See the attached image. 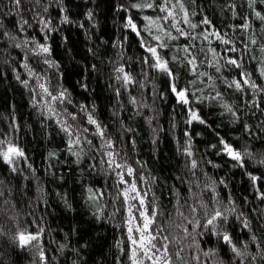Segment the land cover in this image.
<instances>
[{
    "label": "trees",
    "instance_id": "trees-1",
    "mask_svg": "<svg viewBox=\"0 0 264 264\" xmlns=\"http://www.w3.org/2000/svg\"><path fill=\"white\" fill-rule=\"evenodd\" d=\"M73 1L40 0V4L37 5L35 0H22V7L19 12L12 7L9 0H3L2 2L3 11L0 12V19H2L4 27L0 28V139L18 146L24 152V156L17 158L13 165L6 164L0 159V264H64L61 247L57 242L59 241V238H57L58 230H61L62 222H60L49 203V194L47 189L44 188V175L36 171L26 157L25 152L32 157V150L29 148L31 144L34 145L35 150L41 151V154L43 153L49 158L56 173L69 179L82 214L87 219V250L93 264H113L114 255L118 252L127 258L129 247L126 229L127 214L125 207L122 206V199L118 198L121 185L117 183L119 178L115 172L106 163H100L102 159H105L103 152L107 149L103 148L101 138L92 134L95 132V128L86 123L89 106L84 102L78 103L74 108L70 103L67 104L69 113L77 116L76 121H72L69 117L70 123L73 126L88 127L89 133H82V137L86 135L93 142L92 145L81 144L82 151L76 148L82 158V164L75 173L71 166L61 158L59 152L48 147L45 143L47 140L43 125L45 124L43 123L46 120L45 118L54 124H60L48 113L45 104H41L36 90L33 91L21 79L23 55L18 52V49L25 48V45H23L25 41H28V45L39 43L38 39L29 33L31 25H40L37 23L38 18L35 12H39L46 19L49 18L48 14L43 12L45 6H48V13L53 9L61 10L64 8V12L73 13V10L67 8L69 3ZM126 2L129 4L132 0H88V7L81 10V17L84 18V11L89 8L92 13L90 10L86 12L87 18H89V13L95 16L100 29L107 23L110 24L111 36L108 40L101 37L100 31L98 32L91 27V23L87 22L85 25L76 23L75 25V28L82 35L85 49L93 55L90 58L88 69L89 78L91 79L89 89L96 91L98 94L105 114V118H98L96 119L97 122L104 128L105 137L113 141L114 151L120 154L117 159L119 160L122 157L121 162L127 163L135 170L134 175L136 178L141 176L145 178L151 202L157 208L158 213H162V215L158 214L157 217L170 232H173L176 224L179 223V215L171 214L176 211L181 200L177 185L158 153L160 149L159 140H156L158 133L163 134L167 139L174 162L175 176L179 181L185 183L188 190L199 194L197 192L199 186L216 187L217 195H226V202L230 200L233 204L236 215L228 217V224L234 229L228 234L232 237L233 244L244 255L237 257L231 251V246L228 245L229 263L227 264H246V259H244V256L247 255L246 249L240 242L236 243L235 241V236L240 234L247 241H250L251 251L257 260L256 264H264V258H262L264 257V243L255 228L256 225L264 232V199H261L263 193L259 189L251 191L248 186L240 189L236 184V176L238 179L239 177L245 178V175L249 178L263 175L264 181V163H262L264 161V110L258 107L257 99L253 98L251 102L259 110L254 115L244 118L239 125L240 128L233 127L234 124L232 125L230 122L229 124L232 127L228 123L224 127L212 125L211 120L208 119L209 115H204L205 112H203L206 119H204L205 123L196 124L194 127L195 132L186 138L182 130L176 127L174 103L163 101L156 94L160 84L159 78L154 72L149 71L147 63L144 62V55L137 54L133 57L134 64L137 65V68L133 69L131 61L119 52L122 39L127 32L123 27V25H126L127 17L125 13ZM203 2L209 6L212 17L218 22V25H221L223 21L230 20L236 21L238 25L246 23L245 17L235 10L231 0H203ZM256 2L264 10V2L262 0H256ZM50 3L52 4L50 5ZM66 4L68 5L66 6ZM111 4H113V7L110 12L109 6ZM30 8H34L35 12L27 11ZM105 9L110 13L109 19L106 20L101 16ZM22 19H27L28 25H24L21 31L17 25L22 22ZM8 21L12 25L9 26ZM205 29L212 30L207 25ZM5 31L14 35L16 37L15 41L4 36L3 32ZM19 31L24 33L25 39L19 37ZM188 31H191V29H188ZM236 37V47L240 51L234 53L235 57L242 55V60L254 64L261 72V69L264 68V63H261L264 60V53L260 52L262 45L258 42L255 45L251 44V39L256 41L257 39L250 30L244 32L236 28ZM225 38L234 43L229 33ZM174 42L177 46L188 43L183 38ZM16 43H20L21 47H15L14 44ZM195 43L198 47L204 48L205 51L212 48L208 42L203 40L202 36ZM47 46L49 47V45ZM109 50H112V53ZM177 55L182 57L184 54L177 52ZM200 56L202 58L203 54L201 53ZM51 58L50 60L39 59L40 62L33 68L39 75H42H40L42 77L41 81L49 91H54L59 88L58 86L61 87L62 80L59 63L54 57L51 56ZM208 59H212L211 53H208ZM45 61L49 63H45ZM115 61L118 62L119 67H123L138 82L137 88L134 91H129L126 98L130 100L136 109L145 142L149 143L150 146L154 144L153 147L151 146V153L152 148L154 149L153 161L149 152H144L138 148L136 137L130 131L128 132L127 126L119 117V108L115 102V91L112 88ZM220 65L222 66L221 63ZM199 71L213 76V80H209L207 76L197 78L191 75L186 68L184 81L189 86L191 101L217 106L232 89L228 88L225 83V80L230 82L233 79L232 75L223 66L221 72L216 73L215 68L208 67L207 64L200 67ZM3 74L7 75V79L4 81L1 80ZM147 87L151 90V95L150 91H147ZM143 88L145 89L143 90ZM217 92L221 96L212 99ZM192 93H195V96L191 95ZM35 94L38 97L36 99ZM121 96L125 97V93H121ZM197 97L202 99L197 100ZM45 99L48 100V97L45 96ZM133 100L135 103H133ZM25 103L26 106H24ZM235 128L239 131L234 132ZM251 134L258 136V140H255ZM227 138L236 145L237 150L250 154L244 155L241 162L243 166H241V163L236 162L237 165L234 169H229L224 165L226 162L220 159L217 151V140H228ZM212 145H216V147H212ZM188 149L192 152L191 157L186 155ZM192 160H195L198 164L197 169L194 170V175L189 170ZM13 167L15 171L12 170ZM116 171H123V169ZM93 175H96L101 183L93 196L98 204L97 215L94 217L88 213L85 205L87 192L85 184ZM125 178L131 179L127 175H125ZM204 178L211 185L204 184ZM249 180L251 178H247V181ZM220 181H223V183H220ZM137 183L141 186L144 182L141 183L137 179ZM57 195L62 202H66L65 190ZM97 218L99 220H96ZM244 221H247L248 227H245ZM221 222L218 230L220 233L224 232L223 228L228 227L224 226L223 223L221 224ZM235 231L238 232L236 235ZM21 232L39 234V241H32L22 247L18 239ZM253 236L256 237L255 241L252 240ZM41 250L45 256L44 261L40 260L39 253ZM209 252L211 253L213 250ZM208 258L211 259V263L218 264L212 259V256ZM217 259L220 260L219 256H217Z\"/></svg>",
    "mask_w": 264,
    "mask_h": 264
},
{
    "label": "rangeland",
    "instance_id": "rangeland-1",
    "mask_svg": "<svg viewBox=\"0 0 264 264\" xmlns=\"http://www.w3.org/2000/svg\"><path fill=\"white\" fill-rule=\"evenodd\" d=\"M233 3V6L235 10L243 17H245V21L250 24V31L253 33V35L256 37L257 42L260 45H264V22L261 21L257 16L256 12H260L261 15H264V10L260 6L259 3L253 4L251 7H249V0H231ZM3 0H0V7H2ZM52 3H50L51 5ZM68 4H66L67 6ZM128 2L125 3V8L127 7ZM65 6V7H66ZM88 7V0H74L72 3H69L67 8L69 10H73V13L68 12H62L60 9L56 10H50L48 14V18L51 20L50 27L53 29L50 32H47V38H46V31L42 30V26H35L31 25L29 29V33L31 35H34L38 40L40 44H45L46 46L49 45L50 53L49 55H36L33 51L35 49V44L25 46V48H21L22 50L18 49V52L22 53L23 60H22V70L21 73V79L23 81H27V85H29L33 91L36 90V93L39 95V99L41 104H45V108L47 110V100L45 99L43 91L39 88V84L42 83L41 76L34 70L33 67L36 66L37 63H39V59H49L54 57L59 63V70H60V77H61V87L56 90H52L53 94H59L60 92H65L67 99L63 104L54 102L52 104V107L56 109L57 115H52L56 121L57 119L66 120L67 123L71 124L69 121V108L68 105L70 102V105L74 108L78 103L84 102L86 103L88 108V114L93 115L95 119H103L105 118V114L102 110V106L98 97V94L94 90L89 89V73L88 69L90 66V58H92L93 55L89 53L85 49V43L82 38V35L78 29H76L75 25L76 23H91V27L96 29L98 32L100 31L101 37L105 39H109L111 36V30H110V24H106L103 26V28L100 29L99 23L95 16L91 15L90 18H87V13L89 12V8L84 11L83 17H81V10L83 8ZM110 12L112 11L113 4H111ZM186 7L189 9V11H195L197 15L193 18L194 22H200L203 17H207L209 20H211L212 25L214 28L212 30H219L221 33H229L231 38L234 40V43L232 45L237 46V37H236V26L238 25L236 21L230 20V21H223L221 22V25H218V22L214 20L212 17V14L210 12L209 6L203 2V0H194V3L188 4L186 3ZM65 9V8H64ZM91 11V10H90ZM92 13V11H91ZM101 15L103 19H109V12L107 9H105V12H102ZM126 16L131 15L134 19V21L137 23L138 27L143 29L146 26V21L143 20L144 16H152L155 17L157 15L156 12L152 10H145L142 12H137L135 9H128L125 10ZM68 14L69 23H61V20L64 15ZM86 14V15H85ZM89 16V15H88ZM73 23H72V21ZM108 22V21H107ZM9 26L12 25L8 21ZM206 25H202L200 28L196 29L197 33H201L205 29ZM125 27V25H123ZM26 30V28H25ZM125 30L127 31L125 33V36L122 39L121 46L119 48V52H121L122 56L125 57L127 60H130L133 66V69L137 68L136 63L134 64L133 57L137 54L144 55V60L146 57H148V53L144 50V48L141 47L140 40L141 37H138L135 33H133L130 29L125 27ZM154 31V30H153ZM19 37L25 39L24 33L19 31ZM27 32V31H25ZM17 34V35H18ZM28 35V34H27ZM202 36V35H201ZM142 37L145 39L146 43L148 44H154L155 42L151 40L150 36L147 32H142ZM210 40L212 41L210 43L211 47L213 49H216L218 53V59L223 67H225L226 70L232 75L233 79H240V73L246 72L250 74V81L254 82L258 88L257 90H253L250 86H245V90L243 93L236 91L234 88L231 89L229 94L222 100L221 103H219L217 106L207 105L204 102H196L193 103L191 101V97L189 96V99L191 101L190 105H183L177 102V98L175 94L171 91V85L175 84V86L178 89L187 88L189 90L188 84L185 83L184 77L186 72V67L183 63L180 61H172L171 57L173 55H177V44L173 41L170 44V50H163L162 55H164L166 58L169 59V67L174 73L173 78H169L166 74H163L159 71H157L154 68L149 67V64L147 63V66L149 68V71L152 73L154 72L158 78H159V88L156 92L158 96H160L163 101L166 102H173L174 103V111H175V117H176V127L179 130H182L183 135L188 138L192 135L193 132H195V125L198 124V121H194L191 124H189L187 121L189 119V112L188 109L191 107L195 111H197L198 115L201 119H205L203 116V112H205L204 115H209V118L211 120L212 125H217L220 127H224L226 123L232 125L233 127L237 126L239 127L240 123L243 122L244 118L247 116L254 115L259 109L254 106V104L251 102L253 98L257 99V102L259 104V108L264 110V91H261L259 89H264V77L260 75V71L255 67L254 64H251L250 62H246L244 60H241V63L243 65L242 69L234 68L230 65H225L224 59H220L221 57L227 58V57H235L234 53L226 52L225 49L230 47V45H223L219 41L215 40L214 37H210ZM24 45V44H23ZM70 51V52H69ZM110 51V50H109ZM114 51V50H113ZM69 52V53H68ZM112 53V50L110 51ZM19 53V54H20ZM77 54V55H75ZM121 56V57H122ZM44 57V58H42ZM50 57V58H49ZM122 57V58H123ZM25 58V60H24ZM38 58V59H37ZM52 59V58H51ZM28 60V61H27ZM78 60V62H76ZM38 61V62H37ZM66 62V63H65ZM151 62V61H150ZM65 63V64H64ZM116 63V64H115ZM115 67H114V77L112 75V88L115 91V97H116V105L119 108V117L124 122V124L127 126L128 132L136 137L137 139V145L138 148L141 149L144 152H149L150 156L152 158V161L154 160V156L152 155L154 153V149L152 148L151 153V146L153 147L154 144L149 145V143L145 142L144 134L141 131L142 126L137 118L136 109L131 104L130 100L126 98V95L129 93V91H134L137 86L138 82L133 79V77L127 73L125 70L124 72L129 74L132 77V83L125 85L122 79H117L118 76H121V73H118L116 71L117 68H119V64L117 61H115ZM27 64L28 67L25 68L24 65ZM75 73V74H74ZM146 74V72H145ZM76 76V77H75ZM1 80L4 81L7 79V75H1ZM6 82L4 83V85ZM2 85V84H1ZM8 86V83H7ZM3 87V85H2ZM145 88H143L144 90ZM147 91L151 90L147 87ZM117 92H119V95H117ZM121 93H125V97L121 96ZM37 94L34 95L35 99ZM149 97V96H147ZM38 98V97H37ZM49 99V98H48ZM70 99V100H69ZM46 100V102H45ZM79 101V102H78ZM20 104H22L19 101ZM226 103L228 104L232 109L233 112H235V115H233L231 112L226 111L221 104ZM24 105V104H23ZM26 106V103L25 105ZM48 111V110H47ZM49 113V112H48ZM44 117V116H41ZM40 118V117H39ZM46 119V120H45ZM43 121L44 129L46 131L47 140L45 141L46 145L48 147L54 148L57 150L61 156L73 169V172L77 173V171L80 169V166L82 164V158L77 155H73V151L78 152L76 149L69 150L67 145V135L61 130V126L52 123L51 121H47V118H45ZM206 120V119H205ZM229 124V125H230ZM232 125H230L232 127ZM75 127V126H74ZM240 128V127H239ZM239 131V129L233 130L234 132ZM162 132V131H161ZM255 140H258V136L255 134H251ZM228 139V138H227ZM156 140L158 141L159 145V155L161 157V160L163 161V164L168 168L169 173L171 174V177L173 178V181L177 185L178 189V195L180 196V204H178V208H180L181 205H183L182 210L184 211L185 215L188 216L189 219L193 220V223L189 224L186 220H184L182 217L179 216V223L181 225L180 228L173 229V232H170L169 229H167L160 219L157 217V224L161 225L166 229L165 234L171 233L173 237L176 238V242L173 244H170V251L173 253V259L174 264H214L211 263V259L208 258L209 256H212V259H214L215 262H218V264H227L229 263V256H228V244L224 243L221 236L218 234H214L212 226L204 227L206 223V217L201 214V210H198L197 213H192L190 211L191 206H195L199 209V204L201 201L204 203H207L210 208L219 207L221 210L224 209H234L233 204L227 201V196H218L216 191L213 192L211 187L208 186H199V189L197 192H192L188 190L185 186L184 182L179 181L175 176L174 171V162L172 160V155L170 152V148L167 142V139L164 137L163 134H157ZM227 143L231 144L235 149L236 145L233 144L230 139L224 140ZM83 137H82V143ZM221 145L220 140H217V151L220 156V159L226 162L224 164L229 169H234L236 164V161L232 160L229 156L224 154L221 151ZM30 150L32 153V157L29 156L28 153L25 152L27 159H29V162L32 164L33 168L38 171L39 173L44 175L45 178V187L47 189V192L49 194V203L51 207L54 209L56 215L58 216L61 226L60 231L58 230L59 235L57 238H59L58 244L61 247V252L63 256L64 264H93L91 256L87 250V238H86V223L87 219L82 214V211L78 205V202L74 196L73 189L69 183V179L63 177L61 174L56 173L51 161L48 157H46L43 153L41 154V151L35 150L34 145H30ZM81 151V145L78 147ZM106 151V150H105ZM158 155V156H159ZM244 176V174H243ZM245 178L239 177L237 179L236 176V184L240 189H243L248 186L251 191H256V189H259L261 193L264 195V181H263V175L258 176L257 181L255 184H253L252 180L247 181L246 175ZM126 179V178H125ZM204 184L210 182H207V179L204 178L203 180ZM202 183V182H201ZM100 180L96 175H93L91 179L87 180L85 187H87L86 192V200L85 205L88 213L91 216L97 215L98 210V204L96 203L95 199L93 198L96 190L100 186ZM211 185V184H210ZM139 186V185H138ZM124 187L121 185V188ZM143 189L144 192H147V198L146 203L149 204V211H151V207L153 206V203L150 199V192L147 186V183L144 182L143 185L139 186ZM216 190V187H214ZM62 190L66 191L65 195V201L62 202L58 198V193ZM200 190V191H199ZM218 196V197H217ZM132 203H135L134 201ZM222 206V207H221ZM126 211V208H125ZM127 214V212H126ZM236 213L234 211H228L226 212V215L228 217L234 216ZM138 215V214H137ZM193 217L195 219H193ZM62 219V221H61ZM96 220H99L97 218ZM199 221V226H196V221ZM229 220L227 222H221L223 225L228 226L227 228H223L222 230L226 232L227 234L229 232L233 231V227L228 224ZM100 223V221H99ZM219 224L220 221L217 222V227L215 229L216 233L219 230ZM127 225V224H126ZM187 228L188 231L191 233V235L185 237V234L183 232V228ZM218 228V229H217ZM256 230L260 234V238L264 243V232L256 225ZM127 229V226H126ZM56 231V233H58ZM238 232L235 231V235ZM236 243L240 242L241 245L245 247L247 255L244 256L245 263L246 264H256L257 260L253 252L250 248V241L240 235L235 236ZM213 252H209L212 251ZM180 252V258L175 257V252ZM210 253V254H208ZM214 253V254H213ZM217 256H219V261L217 259ZM199 257L197 260L196 258ZM113 264H130V261L128 258L123 256L122 253L118 252L114 255L113 258Z\"/></svg>",
    "mask_w": 264,
    "mask_h": 264
},
{
    "label": "snow or ice",
    "instance_id": "snow-or-ice-1",
    "mask_svg": "<svg viewBox=\"0 0 264 264\" xmlns=\"http://www.w3.org/2000/svg\"><path fill=\"white\" fill-rule=\"evenodd\" d=\"M262 2H264V0H262ZM9 3L17 10V12L20 11L22 7V0H9ZM186 3H194V0H132V2L127 5L125 10L135 9L137 12L152 10L156 12L157 15L155 17L144 16L143 20L146 21V26L143 29L139 28L133 17L129 15L126 17L125 27L130 29L138 37H141V47L144 48V50L149 54L148 57L145 58L144 62L149 63V67L166 74L169 78H173L174 73L169 67L170 61L168 58L162 55V51L170 50L171 42L178 41L183 38L185 41H188V43L182 46H177L176 50L178 53L182 52L184 55L182 57L173 55L171 60L180 61L183 63L189 73L193 76H196L197 78L207 76L209 80H213V76L208 75L206 72L199 71V68L207 64L208 67H214L216 73H220L222 66L220 65L219 59H217L218 53L216 49L213 48H209L207 51H205L204 48L198 47L195 41L202 35L203 40L209 44L212 42L210 37H214L215 40L219 41L223 45H230L232 42L230 39L225 38L227 35L226 33L222 34L219 30H204L201 33H196V29L200 28L202 25H207L209 29H213L214 26L212 25L211 20H209L206 16L203 17L200 22H194L193 18L197 15V13L195 11H189V9L186 7ZM255 3L256 0H249V7ZM35 4L39 5L40 0H35ZM48 10V6L43 8L44 13H47ZM2 11L3 8L0 7V12ZM27 11L35 12V9L30 8L27 9ZM61 11L63 12L64 9H61ZM35 15L38 18L37 23L42 25V30L46 31L47 38V32L53 30L50 27L51 20L44 18L39 12H35ZM88 15L90 18L91 13ZM256 16L261 21H264V15H261L260 12H256ZM61 23H69V18L67 15L63 16ZM24 25H28L27 19H22V22L18 23L17 27L22 31ZM181 25L186 27H182ZM3 27V21L0 19V28ZM236 27L244 32L250 30V24L247 22L237 25ZM188 29H191V31H188ZM142 32H147L151 40L155 43H146L145 39L142 37ZM3 35L9 37L13 41L16 39L14 35L7 31L3 32ZM250 42L252 45L257 43L255 39H251ZM27 43L28 41H25L24 45L27 46ZM14 46L19 48L21 47V44L16 43ZM33 51L36 55H47L50 53L49 47L40 43L35 44V49ZM225 51L236 53L240 50L237 49L235 45H232L226 48ZM249 51H251V49H249ZM260 52L264 53V45L260 47ZM201 53L203 54L202 58L200 56ZM208 53H211V60L208 59ZM220 59H224L225 65H230L237 69H242L243 67L241 63L242 55L236 57L230 56L226 59L221 57ZM45 63L49 62L45 61ZM261 63H264V60H262ZM24 67L27 68L28 65L25 64ZM116 71L122 74L121 76H118L117 79H122L125 85L133 82L132 77L124 72L123 67L117 68ZM260 75L264 77V68L261 69ZM249 77L250 74L242 71L240 73V79H232L230 82L225 80V83L228 88H234L236 91L241 93L244 92L245 86H250L253 90H257L258 86L254 82H251ZM24 83L27 84V81H24ZM39 88L43 91L44 96L49 98L47 100L48 112L52 115H57L56 109L52 107V104L54 102L63 104L67 99L65 92L53 94L43 83L39 84ZM259 90L264 91V89ZM171 91L175 94L178 103L190 105V93L187 88L178 89L175 84H172ZM117 95H119V92H117ZM191 95L195 96V93H192ZM220 96L221 94L217 92L216 95L212 97V99H217ZM201 99V97H197V100ZM68 102L70 103V101ZM133 103H135L134 100ZM221 106L226 109V111L235 115V112H233V109L228 104L222 103ZM188 112L189 119L187 122L189 124L194 121H198L201 124L205 123V121L200 118L197 111L191 107H189ZM68 116L72 121L77 120V116L73 113H68ZM57 123L60 124L61 130L68 137L67 143L70 151L78 148L81 145L82 133H89L88 127H82L79 125L74 127L72 124L67 123L66 120L57 119ZM86 123L88 125H92L95 128V132L92 134L99 136L103 141V148L107 149V151L103 152L105 159H102L100 163H106L108 167L118 176V185L124 186L120 188L118 198L122 199V206L126 208L127 212V236L129 242L127 258L130 261V264H174L173 253L170 251V244L175 243L176 238L173 237L171 233L165 234L166 229L157 224V215H162V213H158L157 208L154 205L151 207V211H149L150 206L146 203L148 193L144 192L137 183V179L143 183L145 182V178L143 176L136 178L134 175L135 170L127 163L121 162L123 160L122 157L119 160L117 159L120 154L114 151L115 146L113 141L105 137L104 128L97 122L93 115H87ZM83 142L88 145H92L93 143L92 140L88 139L86 135L83 137ZM220 145L222 146L221 151L238 163L242 162L244 155H250L235 149L231 144L227 143L223 139L220 140ZM212 147H216V145H212ZM73 155L79 156V152L73 151ZM186 155L189 157L192 156L190 149L186 150ZM23 156L24 152L18 146L12 144L9 141H5L4 139H0V159H2L6 164L13 165L17 158ZM262 163H264V161H262ZM241 166H243L242 163ZM197 167V162L192 160L189 170L193 172V175L195 174L194 170L197 169ZM118 169H123V171H116ZM12 170L15 171V168L13 167ZM125 175L131 179H125ZM250 178L253 181V184H255L258 179L256 176H251ZM220 183H223V181H220ZM211 190L215 192L214 188ZM261 199H264V195L261 196ZM133 201L135 203H132ZM182 208L183 205H181L180 208H177L176 211L171 215L178 214L189 224L193 223V220L189 219L188 216L185 215ZM198 210H201V214L207 218L204 227L212 226L214 234L220 235L223 242L231 246V251L237 257H242L244 253L233 244V239L229 234L226 232H215L217 222L223 221L226 223L228 220L226 212L234 211V209L221 210L219 207L210 208L207 203L201 201L199 204V209L195 206L190 207V211L192 213H197ZM193 219L195 218L193 217ZM244 225L245 227H248L247 221H244ZM196 226H199L198 220L196 221ZM180 227V224H176V228ZM183 232L185 237L191 235L186 227L183 228ZM39 238V234H27L25 232H21L18 235V239L22 247L26 246L32 241H39ZM252 240L255 241L256 237L253 236ZM245 247L247 246L245 245ZM174 255L176 258H180L179 251L175 252ZM39 256L41 261L45 260L42 250L40 251ZM196 259L198 260L199 257ZM253 259H255V257H253Z\"/></svg>",
    "mask_w": 264,
    "mask_h": 264
}]
</instances>
